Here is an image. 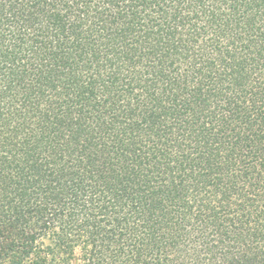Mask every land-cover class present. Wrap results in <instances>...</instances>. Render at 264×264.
Here are the masks:
<instances>
[{
    "label": "trees",
    "instance_id": "trees-1",
    "mask_svg": "<svg viewBox=\"0 0 264 264\" xmlns=\"http://www.w3.org/2000/svg\"><path fill=\"white\" fill-rule=\"evenodd\" d=\"M0 264H264V0H0Z\"/></svg>",
    "mask_w": 264,
    "mask_h": 264
}]
</instances>
